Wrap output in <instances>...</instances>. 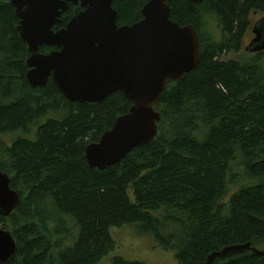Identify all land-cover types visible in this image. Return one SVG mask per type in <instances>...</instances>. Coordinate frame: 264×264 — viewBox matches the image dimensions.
Segmentation results:
<instances>
[{
  "label": "trees",
  "instance_id": "1",
  "mask_svg": "<svg viewBox=\"0 0 264 264\" xmlns=\"http://www.w3.org/2000/svg\"><path fill=\"white\" fill-rule=\"evenodd\" d=\"M147 2L113 0L117 24L141 20ZM168 3L173 21L196 29L199 63L179 82L169 81L156 108L155 139L98 170L88 166L86 146L132 103L121 91L99 103L70 102L52 79L30 86L19 18L9 0H0V172L20 195L9 216L0 214V227L16 240L2 264H98L115 247L109 228L127 223L154 234L162 248H176L178 264H204L229 245L264 249V51L220 59L241 50L250 15L264 12V0ZM79 11L69 4L54 29ZM213 16L220 40L206 31ZM42 118L33 139L16 135L28 134ZM5 135L13 137L10 143ZM66 216L79 232L63 249L70 235ZM168 223L181 227L176 244L172 233L163 235ZM111 264L144 263L114 257ZM212 264H264V255L229 252Z\"/></svg>",
  "mask_w": 264,
  "mask_h": 264
},
{
  "label": "water",
  "instance_id": "2",
  "mask_svg": "<svg viewBox=\"0 0 264 264\" xmlns=\"http://www.w3.org/2000/svg\"><path fill=\"white\" fill-rule=\"evenodd\" d=\"M169 0H148L142 18L132 25L117 24L113 0H9L19 18L17 30L27 44L26 80L32 87L52 79L70 102L99 103L121 91L132 103L97 142L85 148L90 168L104 170L120 162L131 150L149 144L158 134L161 119L157 107L169 81L179 82L199 63L200 44L196 29L170 18ZM199 4L203 0H188ZM69 4L80 11L64 27L61 15ZM245 50L264 51V17L253 27ZM42 46L55 49L39 52ZM20 201L9 176L0 172V214L9 216ZM16 250L11 232L0 227V264ZM264 249L250 243L229 245L211 252L204 264H212L229 252Z\"/></svg>",
  "mask_w": 264,
  "mask_h": 264
},
{
  "label": "rangeland",
  "instance_id": "3",
  "mask_svg": "<svg viewBox=\"0 0 264 264\" xmlns=\"http://www.w3.org/2000/svg\"><path fill=\"white\" fill-rule=\"evenodd\" d=\"M261 17H264V12H254L250 15V27L243 37L241 50L237 53H234L232 51L225 52L220 56L221 60L232 59L234 57L242 56L245 54L251 57L255 54L246 51L245 46L254 36L251 31L252 25ZM207 22L208 23L206 31L211 33L214 39L220 40L221 32L217 24V18L215 16L209 17L207 19ZM43 122L44 118L35 122L28 134L17 132L16 135L33 139L37 127ZM12 138L13 137L9 135H5L2 137V139L6 143H10V141H12ZM241 173L242 172H240V174ZM239 186L240 185L234 186L232 188V191L237 190ZM48 209L51 210V206H48ZM65 218L67 221H69V223H67V227L70 228V235H67L68 237L65 236V238H63L61 248L71 246L73 244L72 237L76 238L79 232L78 227H76L75 221L69 216H66ZM49 228L51 229V231H53L54 224L50 223ZM109 233L115 243V247L112 251L105 255L98 262V264H111V261L114 257H121L128 261H139L144 264H178L177 258L175 256L176 248L168 250L162 248L159 245L154 234L141 233L139 231L138 225L135 223H127L121 226H112L109 228ZM171 233L175 237L174 244H176V241H179L181 238V227L178 224L168 223L166 229L163 231V235L166 236Z\"/></svg>",
  "mask_w": 264,
  "mask_h": 264
},
{
  "label": "flooded vegetation",
  "instance_id": "4",
  "mask_svg": "<svg viewBox=\"0 0 264 264\" xmlns=\"http://www.w3.org/2000/svg\"><path fill=\"white\" fill-rule=\"evenodd\" d=\"M262 18V17H261ZM260 18V19H261ZM260 19H258L253 25H252V28H251V31H252V29H253V27H254V25L260 20ZM254 37V36H253ZM253 39V38H252ZM252 39L250 40V42L252 41ZM250 42L247 44V45H249L250 44Z\"/></svg>",
  "mask_w": 264,
  "mask_h": 264
}]
</instances>
